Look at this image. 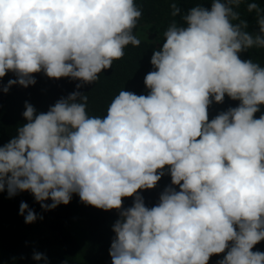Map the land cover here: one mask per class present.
<instances>
[{"label": "clouds", "instance_id": "9594fccd", "mask_svg": "<svg viewBox=\"0 0 264 264\" xmlns=\"http://www.w3.org/2000/svg\"><path fill=\"white\" fill-rule=\"evenodd\" d=\"M245 0L197 4L164 32L144 77L149 90H121L103 117L89 116L88 97L74 91L46 113L25 104L27 123L0 146V192L28 191L44 210L73 194L104 211L118 210L112 264H264V66L240 53L264 48V9L255 0L259 31H247L235 9ZM172 15L180 13L175 3ZM142 11L135 0H0L2 90L34 85V74L95 83L138 47ZM225 96L236 107L209 120ZM171 185L145 206L140 190ZM134 197L123 208V198ZM51 200V204L44 203ZM25 223L37 220L21 202ZM43 217H40L42 219ZM33 259L47 257L35 253Z\"/></svg>", "mask_w": 264, "mask_h": 264}, {"label": "trees", "instance_id": "16d2710c", "mask_svg": "<svg viewBox=\"0 0 264 264\" xmlns=\"http://www.w3.org/2000/svg\"><path fill=\"white\" fill-rule=\"evenodd\" d=\"M135 2L142 11L137 27L141 23L159 25L160 47L164 42L163 34L173 21L177 25H182V16L191 7L197 4L207 8L211 6V0H135ZM248 2L250 0H245L235 10L240 13L241 20L247 21V31L256 33L259 31L257 15L255 11L251 13L247 11ZM255 2L264 9V0ZM173 3L180 9L176 16L172 15ZM137 27L133 30L134 34ZM124 51V57L114 61L112 68L102 72L95 83L83 84L79 89L76 87L81 83L78 80L51 79L40 72L34 74L36 80L34 85L25 88L16 84L5 93L2 90L3 86L16 77L14 73L8 72L0 78V146L7 144L17 134V129L27 123L23 116L26 103H30L37 113H46L58 100L79 91L88 97V115L103 117L114 96L122 89L137 95H147L149 90L144 84V77L154 70L150 62L154 49L146 42H141L138 47L129 45ZM239 55L242 60L252 59L264 66V48L254 47ZM239 103L227 96L223 103L213 102L208 109L209 120L220 112L238 106ZM261 114H264V105H261L260 112L255 114L256 118ZM170 186L179 191L178 186L171 185V176L165 171L155 188L140 190L139 194L143 197L145 206L151 208L159 203L160 195ZM21 202L27 203L36 213L38 218L34 223L26 224L24 216L20 215ZM133 202L134 197L123 198V208L131 207ZM44 203L51 204L52 201L47 200ZM119 218L118 210L104 211L82 203L78 194H73L67 205L60 204L55 209L44 210L32 193L18 192L9 198L5 190L0 192V264H91L82 255V247L76 232L80 221L86 225L88 237L84 249L89 259L93 264H112L109 249L115 237L113 225ZM41 227L45 233L41 232L37 238L32 237L31 232ZM257 250L264 252V241L254 247L253 251ZM35 253L43 254L47 261L34 260ZM223 256V253L213 255L209 264H218Z\"/></svg>", "mask_w": 264, "mask_h": 264}, {"label": "rangeland", "instance_id": "374dc122", "mask_svg": "<svg viewBox=\"0 0 264 264\" xmlns=\"http://www.w3.org/2000/svg\"><path fill=\"white\" fill-rule=\"evenodd\" d=\"M135 35L140 39L141 42H146L147 44L151 45L154 50H157L160 47L159 25L155 23L139 24L135 32ZM44 231L45 230L43 227H41L40 229L35 228V230L31 232V236L37 238L40 236L41 232L45 233ZM76 232L79 236L80 244L82 247V253H83L82 255L84 259L88 260L89 262H91V264H93V262L89 259V256L84 249V244L86 243L88 235H87L86 225L84 224L83 221H80L78 223Z\"/></svg>", "mask_w": 264, "mask_h": 264}]
</instances>
